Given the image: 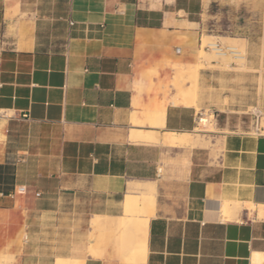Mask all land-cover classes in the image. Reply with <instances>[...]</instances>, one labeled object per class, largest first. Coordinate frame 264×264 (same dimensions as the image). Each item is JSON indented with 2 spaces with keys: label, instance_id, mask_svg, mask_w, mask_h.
<instances>
[{
  "label": "crops",
  "instance_id": "crops-1",
  "mask_svg": "<svg viewBox=\"0 0 264 264\" xmlns=\"http://www.w3.org/2000/svg\"><path fill=\"white\" fill-rule=\"evenodd\" d=\"M203 9L204 0H0V227L16 232L34 197L40 218L78 217V204L90 202L98 245L79 250L72 218L60 243L70 256L53 264H122V232L93 216H123L127 195L145 196L144 264H264V131L197 140L205 103H182L171 85L177 68L198 63ZM132 130L190 140L135 141ZM163 146H179L165 174ZM60 193L72 195L70 211L51 202ZM25 256L0 264H27Z\"/></svg>",
  "mask_w": 264,
  "mask_h": 264
},
{
  "label": "rangeland",
  "instance_id": "rangeland-1",
  "mask_svg": "<svg viewBox=\"0 0 264 264\" xmlns=\"http://www.w3.org/2000/svg\"><path fill=\"white\" fill-rule=\"evenodd\" d=\"M200 19L205 33L202 40L203 48L207 52H214L205 41L214 37L220 38L218 39L220 46L228 52L230 59L209 60L198 51L196 65L176 69L171 81L172 87L176 89L181 86L186 89V94L196 101V106L200 98L204 101L203 109L197 106L198 112H202L201 117L212 115L210 121L212 127L199 125L200 129L196 130L193 137L197 140L205 139L198 134L221 131L257 133L258 122L264 130V0H204ZM231 45L245 51L246 59L243 63L233 56ZM196 67L198 70L204 69L205 79L201 84L199 73L195 75ZM179 72L181 76L178 77ZM175 78L176 81L183 80L181 85L176 84ZM258 110L261 112L259 119L255 114ZM163 147L166 151L162 155L161 174H165V166L168 160H173V155L175 160L177 159L179 146ZM173 148H176L175 153ZM29 202L33 209L31 218L27 221L25 217L22 225L15 224L16 232L6 226L0 227V256L10 255L14 260L25 253V257L30 260L27 264H38L39 257L45 258L47 264H53L56 256L61 254L70 256V248H61L60 243L70 239L72 218L79 228L77 232L79 250H86L87 240L93 246L98 245L100 231L91 224L88 225L87 212L90 202L87 204L83 201L82 204H78L79 211L86 212L84 215L71 217L58 213L43 215L42 218L38 215L36 198H31ZM51 202L64 208V211H70L74 206V199L70 193L57 194L56 199H52ZM116 230L122 232L120 228ZM109 236L114 239L117 233H109ZM109 249L113 252L112 247ZM114 254L119 260L120 256Z\"/></svg>",
  "mask_w": 264,
  "mask_h": 264
},
{
  "label": "bare ground",
  "instance_id": "bare-ground-1",
  "mask_svg": "<svg viewBox=\"0 0 264 264\" xmlns=\"http://www.w3.org/2000/svg\"><path fill=\"white\" fill-rule=\"evenodd\" d=\"M220 39V38H218ZM216 37L207 40L206 43L209 44L213 50L207 52L203 46L200 49V54L206 55L208 59L212 60L218 58L223 61L230 59L228 52L223 50L220 46L219 40ZM230 50L233 56L240 62H244L246 59V53L242 49H238L235 45L230 46ZM233 57V58H234ZM219 60V61H220ZM221 63V62H220ZM182 74V71L180 69ZM179 72L176 74L181 76ZM199 70L196 67L195 75H198ZM183 76V74H182ZM183 78V77H182ZM179 80V79H178ZM177 80V81H178ZM176 81V78H175ZM176 84H180V80ZM175 84V83H174ZM177 95L180 98V101L185 104L196 105V101L189 98L186 94V89H183L181 86L176 87ZM212 115L205 116L200 118V122L204 126H209ZM150 124L152 126L160 125L157 114L150 115ZM264 131V130H263ZM131 139L135 141H145L148 143H156L162 141L166 144H181L188 142L190 140V133H178L175 131H166L164 134H161L160 131H141V130H132ZM223 206L221 210V215L219 213L220 219L225 221L228 217L230 210V201H223ZM247 203V202H246ZM150 201L148 197H140L135 195H127L124 204H123V216H111V215H95L93 216V224L95 226L104 225L107 227L120 228L122 230V236L115 243V249L117 253L121 256L122 264H144L146 256V242L148 234V218L140 217L138 215L146 212L145 207L149 206ZM250 205V204H249ZM251 208L254 206L250 205ZM220 211V210H219ZM218 211V212H219ZM258 216L260 218L264 217V207H259ZM251 213V212H250ZM219 220V221H221Z\"/></svg>",
  "mask_w": 264,
  "mask_h": 264
},
{
  "label": "built area",
  "instance_id": "built-area-1",
  "mask_svg": "<svg viewBox=\"0 0 264 264\" xmlns=\"http://www.w3.org/2000/svg\"><path fill=\"white\" fill-rule=\"evenodd\" d=\"M258 113H255L256 114V116H257V118L259 119V114L261 113L259 110L257 111ZM263 128L259 125V122H258V125H257V131L258 132H261V130H262ZM25 190V188L24 187H22L21 188V191H24Z\"/></svg>",
  "mask_w": 264,
  "mask_h": 264
}]
</instances>
